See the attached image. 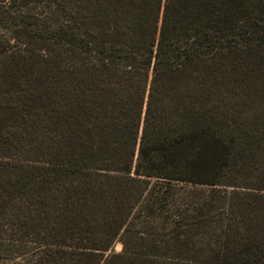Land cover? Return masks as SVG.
<instances>
[{
    "label": "trees",
    "instance_id": "16d2710c",
    "mask_svg": "<svg viewBox=\"0 0 264 264\" xmlns=\"http://www.w3.org/2000/svg\"><path fill=\"white\" fill-rule=\"evenodd\" d=\"M0 264H264V0H0Z\"/></svg>",
    "mask_w": 264,
    "mask_h": 264
},
{
    "label": "rangeland",
    "instance_id": "374dc122",
    "mask_svg": "<svg viewBox=\"0 0 264 264\" xmlns=\"http://www.w3.org/2000/svg\"><path fill=\"white\" fill-rule=\"evenodd\" d=\"M121 250H122V244L120 241H117L115 246H114V251L115 252H121Z\"/></svg>",
    "mask_w": 264,
    "mask_h": 264
}]
</instances>
